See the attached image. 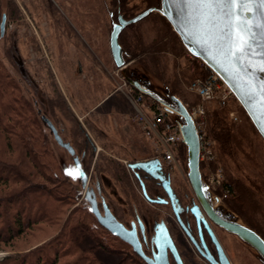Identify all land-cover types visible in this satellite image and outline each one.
Returning a JSON list of instances; mask_svg holds the SVG:
<instances>
[{
	"label": "rangeland",
	"instance_id": "obj_1",
	"mask_svg": "<svg viewBox=\"0 0 264 264\" xmlns=\"http://www.w3.org/2000/svg\"><path fill=\"white\" fill-rule=\"evenodd\" d=\"M4 1L5 0H0V6H4ZM14 2L18 6L21 15L16 19L6 20L5 30L12 34L17 31V46L20 47V56L22 59V64L20 66L25 71L26 77L30 80L24 79L22 86L27 92V97L30 98L33 96V99L36 100L41 109V113L47 115V117L53 121L54 118L56 121L58 120L57 124L64 127V130L66 131L65 134L67 138L70 139L72 124L66 118L67 116L63 110H59L57 105H55L57 108L55 109V116L52 118L51 112L45 106L46 95L47 99L54 97L57 98L60 94L65 98L66 106L69 107L70 111L75 116L74 118L83 126L95 143L93 153L90 154V152H87L84 157V163L87 167H84L85 164L82 165L84 167H82V170L89 175L90 184L92 186L95 184L93 180L95 174V161H101V158L103 157L113 158L121 164L126 165L128 160L146 159L153 156L155 152L154 148H152L149 140L144 137L140 128L132 119L134 107H132L129 99L130 94L128 93L130 91L128 90V86L127 84H125V86L122 84L119 68L116 67L114 63H112L113 65L111 64L108 53L101 54L98 52L96 54L101 59H99V62L103 61V58L106 57L109 64L107 67L103 68L105 69L103 70V73L101 71L102 69H100L102 68L99 65L100 63L96 66L94 65L97 77L92 80V72L90 70L92 64L89 59L90 55L74 52L72 47L75 48L76 45L80 46L81 44L73 43L65 36V34L60 36V26L58 27V20H56L59 9L61 10V8L64 7L70 17L76 15L77 12L89 16L90 14L88 12H84L90 8L88 3L92 4L93 8H95L94 4H96L97 12L95 13H97L98 18V29L101 30L104 28L103 32L105 38H102L104 48L107 45L108 40V30L110 25V22L108 21V12L111 9L109 8L108 11L105 5H112V0H72L70 2L62 0H14ZM155 2L156 0H126V7L129 11L133 10L131 13L135 14L136 11L149 5H153ZM75 3H81V7L78 8L82 9L81 12L78 11V9L76 13L74 10H71V7ZM95 13L93 14L96 15ZM163 18L164 17L158 12L152 11L141 20L132 23L131 25H133V27L125 28V37H123L125 40L129 39L130 41L136 34H140L144 39V45L157 52V58L153 60L147 52L145 54L139 53L135 57H132V54L125 50L126 64L134 68L136 71L144 72L155 85L167 86L172 92L173 90L171 87L174 88L188 110L191 111L197 106V104L201 105L204 109L202 115L205 122L204 129H206V132L210 137L212 136L209 133V130L211 132L213 131L217 119L221 118L223 122L225 121L231 126V129H233L232 134L235 135L234 137L239 147V151H236L233 158L236 160L239 159L242 165H238L237 162L233 163L229 161L226 164V169L223 167L224 165H220L222 167L224 179L226 180L227 178H225V171L229 173L232 172L248 186L246 191H249L256 198L255 202L258 203L256 205L257 209L259 210L262 207L264 210V140L237 99L229 94L225 88H221L223 87L222 85L217 89L216 95L212 99L201 98L195 90L191 89V85L195 79H211V77H213L212 71L199 58L190 54L181 41V44L178 42L176 38L178 35L172 29L167 20L165 18L163 20ZM85 20L83 19L82 23L75 21L77 34H80V30L81 32L83 31L81 29L83 27L90 29L89 19ZM134 32L136 34H134ZM99 39L100 38L98 37V40ZM91 40L92 39L88 36L87 41L91 43ZM77 41L82 43V39L77 38ZM94 41L95 40H92V42ZM131 44L132 43H129L130 46ZM33 45H40L42 51L40 48L39 51L34 47L32 48L31 46ZM100 45L101 43L98 44L99 47ZM85 56L87 57L88 62L83 59ZM77 59L81 62V71L79 72L76 71ZM118 84L120 85L119 89L122 94L118 92L119 90L113 91ZM108 94H110L109 98L107 97ZM106 97L107 100L101 103ZM98 103H100V105L95 108ZM96 111L101 112L99 116L94 113ZM83 120H89L91 123L101 127L100 129L105 132L107 138L96 136L94 131L86 127ZM122 131L127 132H125L126 136L122 135ZM242 145L243 148L241 147ZM214 147L213 151L216 153L217 158L215 140ZM76 153L80 157V152L76 151ZM0 155L1 157H8L7 154L4 152L1 153V151ZM58 155L62 167L80 185V171L74 166L71 156L61 147L58 150ZM184 156L185 146L181 145L180 154L177 155L179 163L176 167L171 169L172 177L181 182H183L182 179H186L187 181ZM9 158L13 161H20L15 153ZM214 163L211 165L212 168L216 166ZM218 165L219 164H217V166ZM21 167L28 172L23 165ZM244 169L252 175L254 174L255 178L253 179H255L257 183L256 190H253L254 188H249L251 183L249 179H247ZM132 177L133 173L131 172V181H133ZM38 180L41 179L38 178ZM242 181H240L241 184ZM110 184L114 189H118V187L114 185L115 183L111 179V175ZM15 187L16 186L11 182H9L6 187L0 186V194H4L1 197L11 194L12 192L10 191ZM101 191L102 196L106 201L111 200L114 202L117 211L120 213L121 217H123L122 222L129 225L132 216H127L125 220V200L121 199L122 201H120L112 194L109 195L110 191L108 187L102 186ZM135 192L140 197V194H138L136 190ZM236 193V190H234L232 195H235ZM28 195L29 194L25 195V198H29ZM232 197L228 196L225 201H233L231 200ZM82 199L83 198L79 196L77 200L73 202L70 201L73 205L70 203L69 209L80 206ZM97 199L101 208L98 194ZM145 204L152 213V216L148 217L150 233L152 232V222L154 219L158 220L167 218L169 223L173 227H176V223L169 215L167 207H163L162 205L151 206L146 200ZM235 210L240 215V219L244 221L246 220L249 224L255 226L258 231L264 234V228L259 225L260 221L259 223L257 221V216L259 217L258 214H261L260 210L258 211L252 208L245 210L237 207H235ZM11 213L14 212L12 211ZM73 215L75 216V213ZM86 215L88 216L83 215L80 218L83 221L84 232H88L90 238L85 237V239L79 241V248H77V251H75L76 249H73L72 252L68 254H60L62 249L58 246L52 247L49 254L50 257H53V264H73L78 259V253L87 247H92V249L95 250L111 249L109 250L110 253L103 254V264H136L134 257L130 255L128 245H125V241L111 234L107 229L103 228V226L102 228L101 225L100 227L97 224L95 226L93 224L95 220L93 216L90 214ZM253 217H255V219H253ZM1 223L0 218V229H2L3 226ZM44 227H47V225ZM11 228L12 230L14 229L13 226ZM59 228L60 227L57 224H53L52 226H49L44 233H36L38 231L36 227H33L34 230H26L23 234L15 236L6 244L0 242V264H12V259L4 258L7 256L11 258L12 256L24 253L26 250L32 248L34 246L33 244L40 240L49 241ZM217 232L222 239L233 264H261L250 248L241 244L228 234L219 230H217ZM147 236H149V233ZM99 244H101V246H99ZM58 250H60L59 253ZM183 250L185 251L186 258L190 264H205L193 253L189 244L186 243V245H183ZM144 251L149 254L150 247L147 246ZM54 253H56V256ZM83 257H86V255H83Z\"/></svg>",
	"mask_w": 264,
	"mask_h": 264
},
{
	"label": "trees",
	"instance_id": "obj_2",
	"mask_svg": "<svg viewBox=\"0 0 264 264\" xmlns=\"http://www.w3.org/2000/svg\"><path fill=\"white\" fill-rule=\"evenodd\" d=\"M2 13L5 14L6 20L16 19L21 15L14 0L4 1V6H0V16ZM158 16L162 18L160 15ZM129 27H133V25H129L127 28ZM134 34L136 33L134 32ZM176 38L181 44L178 37ZM0 43V151L8 155V157H1L0 155V186L6 187L9 182L16 186L10 191L11 194L4 197H1L4 194H0V218L1 224H3L2 229H0V242L6 244L26 230H34L33 227H36L38 231L36 233H44L53 224L60 227L49 241L40 240L24 253L11 258L7 256L4 259H12V264H53V257H50L49 254L52 247L58 246L62 249L61 252L58 250V253L68 254L73 249L77 251L79 241H82L85 237L90 238L88 232H84L81 216L90 214L95 219L93 224L95 226L97 224L99 227L100 224L82 196L81 186L62 167L58 155L60 147L54 142L48 128L41 120L37 111L40 109L39 105L33 99V96H31L32 98L27 97V92L22 86L24 79L29 80V78L26 77L25 71L20 66L22 59L20 49L17 51L16 36L5 30L3 35L0 36ZM129 43H132L131 46ZM125 50L132 54V57L147 52L153 60L157 58V52L144 45V39L140 34H136L130 41L129 39L125 40ZM171 89L179 96L174 88L171 87ZM55 105L59 110H63L67 116L66 118L72 124L70 143L74 149L80 153L84 152V157L87 152L92 154L94 150L93 140L74 118L75 116L66 106L65 98L60 94L57 98L47 99L46 95L45 106L51 112L52 118H54L55 109L57 108ZM215 122L213 131L209 130L217 147V160L214 164L224 165L225 169L228 161L242 165L239 159L233 158L236 151H239L235 135L232 134L233 129L221 118ZM83 123L88 129L94 131L96 136L103 137L91 121L83 120ZM241 147L243 148V145ZM14 153L21 162L9 158ZM224 156L232 158H225ZM22 165L28 172L23 170ZM200 168L202 169L201 166ZM244 172L251 183L249 188L256 190L257 183L253 179L255 178L254 174L252 175L245 169ZM110 175L115 183L114 185L118 187L113 194L115 198L125 200L126 196V198L133 197L136 201L138 200L125 165L110 157H103L101 161H95L94 177L101 179L104 176L106 180H110ZM225 175L227 185L237 192L233 197L231 196L233 201L227 203L234 208L258 210L256 207L258 203L255 202L256 198L249 191H246L248 186L232 172L225 171ZM38 178L41 180H38ZM240 181H242V184ZM27 194H29V198H25ZM79 196L83 198L80 206L69 209L70 203L72 204ZM112 206L114 207V215L122 221L115 204L113 203ZM259 210L261 214H258L257 221L258 223L260 221L259 225L264 228V210L262 207ZM12 211L14 213H11ZM46 225L47 227H44ZM12 226L14 227L13 230ZM125 245H128L130 255L134 257L136 264H147L129 244L125 242ZM109 250L111 249L84 248L78 253V259L73 264H103V254L110 253ZM54 255L56 256V253ZM83 255H86V257H83Z\"/></svg>",
	"mask_w": 264,
	"mask_h": 264
},
{
	"label": "water",
	"instance_id": "obj_3",
	"mask_svg": "<svg viewBox=\"0 0 264 264\" xmlns=\"http://www.w3.org/2000/svg\"><path fill=\"white\" fill-rule=\"evenodd\" d=\"M152 11L167 20L190 54L199 58L224 81L264 140V0H156L155 4L129 18L122 19L120 16L119 23H112L109 38L113 61L121 77L135 89L165 105L173 120L180 125L185 146L186 176L203 209L216 224L236 234L264 264V239L223 205L212 206L210 191L199 169L196 129L182 100L167 86L155 85L144 72L128 66L123 58L118 33L124 26L137 22ZM5 20L3 13L0 34L4 33ZM40 117L49 127L57 144L72 156L75 167L80 168L81 161L73 146L62 139L47 116L41 114ZM129 167L141 169L162 181L180 220L175 195L169 179L161 172L158 159L136 160L130 162ZM87 179V173L80 170V183L85 189L84 198L101 226L127 242L147 264H169L167 249L173 253L177 264H182L163 220L153 225L155 233L152 241L156 251L147 255L141 247L135 226L126 228L112 213L104 198H101L102 211L99 209L93 189L87 187ZM144 195L150 202L165 201L151 199L145 191ZM195 209L197 207H192V211L198 215ZM209 232L217 245L220 264H230L212 232ZM207 258L217 264L210 256Z\"/></svg>",
	"mask_w": 264,
	"mask_h": 264
},
{
	"label": "flooded vegetation",
	"instance_id": "obj_4",
	"mask_svg": "<svg viewBox=\"0 0 264 264\" xmlns=\"http://www.w3.org/2000/svg\"><path fill=\"white\" fill-rule=\"evenodd\" d=\"M62 1L70 2L72 0H62ZM88 4L90 5V8H89V10H85L84 12H86V13L88 12L90 14L89 16H87V14L78 13L77 9L81 7V3H75L71 7V10H74L75 13L77 12L76 15H73L72 17H70V15L65 11V8L62 7L61 10L59 9V11H58V16L56 17V20H58V27L60 26L59 27L60 28V36L65 34V36L68 39H70L73 43L81 44L80 46L76 45L77 47L75 46V48L72 47V50L74 52H77V53H80V54H84V55H88L89 54L90 55L89 59L91 60V64H92V67L90 69L91 72H92L91 78H92V80H94V78L97 77V75H96L97 72H96V69L94 70V67L100 63L99 65L102 67L100 69H102L101 71L103 73V70H105L103 68L107 67L108 64H109V61L106 59V57L103 58V61L99 62L100 58L96 55L98 52H100L101 54L108 53V55L110 57L111 64L114 63L113 57H112V54H111V49H110V41H109L110 29H111L112 23L113 22L119 23V17L120 16H121L122 19L129 18V17L139 13L143 9L149 7L150 5L145 7V8H143V9H141V10H139V11H136L135 14H132L131 12H133V10H130V11L127 10L126 0H115V1L112 0V5L106 4L105 7H107L106 8L107 10L109 8H111L110 11L108 10L109 11L108 12V21L110 22V25H109V30L107 29L108 30L107 45L103 48L102 38H105V35H104V32H103L104 28H102L101 30L98 29L99 28V26H98V18H97V13H95V12H97V5L94 4L95 8H93L92 4H90V3H88ZM78 11L81 12L82 9H78ZM92 12L95 13L96 15H94ZM70 19H72V20H70ZM83 19L84 20L85 19L86 20L89 19L90 29H86V27H83V28H81L83 31L81 32V30H80V34H77V31H76V28H75V23H76L75 21H78V22L82 23ZM5 24H6V20H5ZM129 25H131V24H129ZM129 25L124 26L120 30V32L118 33V37H117L118 38V42H119L120 46L123 49V53L122 54H123V58L124 59H125V38H123V37H125V28H127ZM100 28H101V26H100ZM1 35H3V34H0V36ZM14 35L17 36V31L14 33ZM88 36H89V38H91L92 40H95V41L92 42V40H91V43L88 42L87 41V37ZM98 37L100 38L99 40L101 42L98 40ZM77 38L82 39V43H79L77 41ZM94 43H95V45H94ZM100 43H101V45L99 47L98 44H100ZM31 47L32 48L33 47L36 48L38 51H39V48L41 49L40 45H33ZM19 49H20V47L17 46V51H19ZM41 51H42V49H41ZM83 59L85 61H87V57L86 56L83 57ZM21 62H22V60H21ZM76 64H77V67H76L77 70L76 71L77 72L81 71V62H80V60L77 59ZM119 74H120V72H119ZM120 78H122V77H120ZM121 82L125 83L124 79H122ZM126 84H128V83H126ZM119 86H120L119 84H118V86H115L113 91H118L119 90L118 92L121 93V91L119 89L120 88ZM109 95L110 94H108V96H107L108 98H109ZM107 97L105 99H103L101 101V103L104 102L105 100H107ZM98 105H100V103L96 104L95 108ZM37 111L40 114V116H41V114H43V113H41V109H38ZM94 113L97 114V116H99L101 112L96 111ZM45 116H47V115H45ZM51 122L53 123V125L57 129V132L62 137V139L65 140V141H68L70 143V139L67 138V136L65 134L66 131L64 130V127L62 125H60V124H57L58 122H56L55 119H54V121L51 120ZM93 122H95V121H93ZM44 124H45V122H44ZM94 126L96 127L97 131L103 137L107 138V136H105L106 135L105 132L100 129L101 127H99L96 124H94ZM46 127L48 128V130H49V132H50V134L52 136V133H51L49 127L47 125H46ZM86 133L88 134L87 131H86ZM52 138H53V136H52ZM53 140L57 144V142L55 141L54 138H53ZM58 146L61 147L60 145H58ZM61 148H63V147H61ZM63 149L66 151L65 148H63ZM94 149H95V145H94ZM75 152H76V150H75ZM77 156H78V154H77ZM81 157H82V162H81V167L80 168L82 169V165L84 164V152L80 153V157H79L80 161H81ZM71 158H72V156H71ZM136 160H145V158L144 159L142 158V159L128 160L127 164L125 165V169H126L128 175H129V178H130V173L131 172L133 173L132 184H133L134 190H136L138 192V194H140V197L137 195L138 196V200L137 201L133 197L126 198V196H125V220H126L127 216H132V218L129 221V225L125 224V227L126 228H131L132 226H135V229H136L138 238H139V240L141 242V247H142L143 251L145 250V248L147 246L150 247V253L148 255H152V253L154 251H156L155 244L152 241V237L154 236V233H155L153 225H154L155 222L163 220L165 225H166V227H167V229H168V232H169V235H170V237H171V239L173 241V244H174V246L176 248V251H177V253H178V255H179L180 259H181L182 264H190L188 262L187 258H186L185 251L183 250V245H186V243L189 244V246L191 247L193 253L202 262H204L205 264H214L212 261H210L207 258V256H210L214 260L215 263L220 264L217 245L214 242V240L212 238V235L210 234L209 230L212 232L213 236L215 237V239L217 240L218 244L222 248L223 253L225 254L227 259L229 260L230 264H233V262H232V260H231V258L229 256V254H228V252H227V250L225 248V245L222 242V239L220 238L217 230H219V231H221V232H223L225 234L230 235L232 238H234L235 240L239 241L241 244H244L245 246H247V245L245 243H243V241L236 234L231 233V232L227 231L226 229H224L223 227L219 226L218 224H216L208 216L206 211L203 209V207L201 206V204L199 203V201L195 197V194H194L193 190L191 189L189 182H187L188 179H187V181H186V179H182L183 182H181V181H179L177 179H174L172 177V175H171V171H169L167 169V167L165 166V164L161 161V172H162V174L164 175L165 178L169 179V184H170L171 190L174 193L175 198H176V209L178 211V216L180 218V220H179L177 215L175 214V212L173 210V207H172L171 202H170V198H169L166 190L164 189V187L162 185V181L159 178H155V177H153L151 175H147L141 169H138V168L132 169V168L129 167V163L130 162H134ZM93 178H94L93 180H94V183H95L94 186H92L90 184V178H89V175H88L87 187L93 189V191H94V193L96 195V199H97V194H98L99 199H100L101 208L99 206V202H98V199H97L98 207L102 211L101 198H104L102 196V193H101L102 192L101 191L102 190V186L108 187V189L110 191L109 195L110 194L113 195L115 193V189L111 186L110 180L109 179L106 180L104 176H102L101 179L100 178L97 179L96 177H93ZM91 180H92V178H91ZM80 186H81V183H80ZM142 186H143V188H142ZM82 189H83V197H84L85 189L83 187H82ZM144 191H145V194L151 199H163L165 201L164 202H150L149 200L146 199V197L144 195ZM232 193H233V191H232ZM232 193L229 195L230 197L233 196ZM113 196H115V195H113ZM226 198H228V197H226ZM116 199L118 200V198H116ZM225 199L222 200V202H220L218 204H213L212 201H211L212 206L215 207V206H218V205H223L225 208H227L229 211H231L235 216H237V218L241 222H243L244 224H246L247 226H249L250 228L255 230L264 239V234H262L260 231H258L257 228H255V226H252L246 220L244 221V220L240 219L239 218L240 215L237 213L235 208L232 207L231 205H229L225 201ZM104 200H105V198H104ZM145 200L149 204H151V206L162 205L163 207L164 206L167 207L168 210H169V215L173 218L174 222L176 223V227H173L169 223V220L167 218H162V219H158V220L154 219L153 222H152V232L150 233V230H149V227H148V217H151L152 213L150 212V210L147 211L148 208H146L147 206L145 204ZM105 202L106 203L108 202L107 206L110 208V210L113 213L114 212L113 211L114 207L112 205H113L114 202L111 201V200H107V201L105 200ZM194 206L197 207V209H195V210L199 212L198 215H196L192 211V207H194ZM122 219H123V217H122ZM148 233H149V236H147ZM167 258H168L169 264H177L173 253L169 249H167Z\"/></svg>",
	"mask_w": 264,
	"mask_h": 264
},
{
	"label": "built area",
	"instance_id": "obj_5",
	"mask_svg": "<svg viewBox=\"0 0 264 264\" xmlns=\"http://www.w3.org/2000/svg\"><path fill=\"white\" fill-rule=\"evenodd\" d=\"M212 74L213 77L208 80L195 79L191 89L195 90L201 98L212 99L216 95L217 89L222 85L221 88H225L229 94L233 95L219 76L213 71ZM122 84L125 86L126 82ZM127 86L130 91L128 93L130 96H128L132 107H134L132 119L154 148L155 152L151 158H158L171 171L179 163L177 155L180 154V146L183 145L180 125L173 120L165 105L151 99L129 84ZM189 113L197 133L198 160L202 167L203 178L210 191L212 203L218 204L233 190L224 179L222 167L216 165L212 168L211 166L216 161V153L213 151L214 140L204 129L203 107L197 104L194 109L189 110Z\"/></svg>",
	"mask_w": 264,
	"mask_h": 264
},
{
	"label": "crops",
	"instance_id": "obj_6",
	"mask_svg": "<svg viewBox=\"0 0 264 264\" xmlns=\"http://www.w3.org/2000/svg\"><path fill=\"white\" fill-rule=\"evenodd\" d=\"M125 132H126V131H122V135H123V136H126V133H127V132H126V133H125Z\"/></svg>",
	"mask_w": 264,
	"mask_h": 264
}]
</instances>
